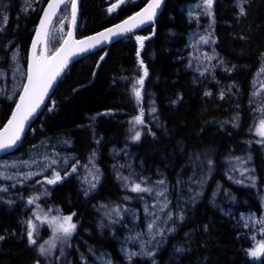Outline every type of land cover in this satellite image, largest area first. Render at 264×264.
<instances>
[{"label":"trees","instance_id":"16d2710c","mask_svg":"<svg viewBox=\"0 0 264 264\" xmlns=\"http://www.w3.org/2000/svg\"><path fill=\"white\" fill-rule=\"evenodd\" d=\"M192 1L166 0L153 26L68 69L15 154L32 150L44 138L66 135L84 164L92 151H100L103 180L89 197L73 173L55 185L37 184L43 181L41 177L24 183L0 180V185L9 187L8 193H0V236H4L0 264H83L93 248L104 250L114 264H149L146 257L129 259L123 254L122 238L130 216L150 196L144 194L141 201L124 186L122 177L137 182L164 179L175 200H184L175 207L183 219L175 222L155 264H264V254L259 259L246 255L252 241L241 219L242 214L260 218L264 213V143L255 134L262 113L254 111L264 103V82H256L264 62V0H213L211 18L201 14L190 19L186 4ZM146 2L81 0L77 38L123 21ZM46 4L47 0H41L27 9L21 0H0L1 72L9 64L6 49L10 42L20 46L26 64ZM114 4L118 7L109 12ZM238 4L245 9L244 15H239ZM70 17L68 0L50 28L54 33L48 42L50 55L62 42L59 29L63 27V35L67 34ZM208 23L215 40L212 47L231 71L215 68L212 74L201 76L188 65V35ZM136 36L148 37L142 47ZM138 47L139 59L148 71L139 103L132 94L141 74ZM14 107V101L0 99V127ZM141 108L144 124L136 130L142 134L133 141L129 121ZM115 148L121 152L119 158L113 155ZM251 177H255L254 184ZM13 183L15 187L10 186ZM42 191L46 194L40 195ZM31 195L40 196L36 204L41 214L49 208L60 209L61 215L75 213L71 238L64 244L56 240L51 255L38 254L39 245L52 236L47 224L36 220L40 227L37 244L27 242L25 221H35L36 204H27ZM113 209H119V217Z\"/></svg>","mask_w":264,"mask_h":264},{"label":"snow or ice","instance_id":"6c2138e0","mask_svg":"<svg viewBox=\"0 0 264 264\" xmlns=\"http://www.w3.org/2000/svg\"><path fill=\"white\" fill-rule=\"evenodd\" d=\"M67 0H47V7L43 9V14L39 17V23L35 27V35L32 38L31 49L28 52L26 57L27 60V70L24 78V82L22 84V90L18 93V99L14 101L15 107L11 111L10 117H8L7 122L3 124V127H0V152H8L11 149H14L19 141H21L22 135L26 130V125L29 124V120L33 117L37 110L40 108L41 104L44 103L45 97L49 95V90L54 86V83L57 81V78L61 76V73L67 67L70 59L73 56L79 55L80 53H85L88 50L95 48L97 45L110 40L113 37L124 36L127 33L133 32L134 29L139 27L142 24H145L148 21H152L157 14V9L160 7L162 0H147L144 6L133 15L127 17L118 24L110 28H106L102 32H98L93 36H87L83 39L76 40L73 38V25L76 21V0H70L71 3V21L67 25V34L63 35V27L59 29L61 34L62 42L60 47L55 50L51 55L48 54L47 43L51 38H54V33L50 30V25L52 24V18L56 15V10L61 6V4H65ZM120 3H123L124 0H119ZM212 5L213 0H202V7L204 10V14H206L209 18L212 17ZM118 4H114L111 8L108 9L109 12H112ZM200 7V5H197ZM240 8L239 15L245 14V9L238 4ZM191 15V13H190ZM7 17L3 18V22L6 23ZM63 25V21H61ZM0 31H3V27H0ZM212 34L208 33L207 35H201L199 40L196 42L197 44H209L215 43V40L211 38ZM243 38V37H241ZM148 37L144 36H136L135 40L137 44L142 47L143 41L147 40ZM137 60L140 66L141 74L138 79L134 81V86L132 88V94L134 95L137 103L141 100V90L144 86L145 77L148 75L147 68L144 66L142 60L139 59L140 56V48H137ZM204 58L206 60H211L214 57L209 56L207 53L204 54ZM15 59V56L13 57ZM101 60L103 57L100 58ZM195 59L199 60V57H195ZM200 71V69H197ZM227 71H231V69H226ZM15 71H19V69H14ZM210 70L205 67L203 71H200V75L203 76L205 72H209ZM260 72H264V66L260 68ZM2 75V73H0ZM264 87V85H262ZM204 95H210L209 92H205ZM257 95V93H253V96ZM224 93L221 92L220 98L223 99ZM9 99L12 97L9 96ZM55 102H53V105ZM52 108H49L51 111ZM152 112H155L156 109L152 108ZM254 111H260L262 113V117L259 120L258 124L255 127V134L261 137L259 143H264V103L258 105ZM144 111L141 108L139 113L135 115L132 120L129 121L131 125L130 131H134V134L131 135V139L133 141H138L141 138V131L136 130L137 125H143L144 120ZM235 126V125H234ZM151 134V132H149ZM37 146H33L35 149ZM93 155H95L93 153ZM39 157V159H37ZM239 159V158H237ZM59 162V155L54 154L53 156H49L44 152H36L35 156H30L27 160H16L11 164L8 161H4L0 163V180L5 181H15V183H24L27 180L31 179L33 176L43 175V181L37 180V184L43 185H55L60 182L62 179L67 177L70 172L74 173L77 170V165L79 164V160L75 163H72L70 169H65L63 176L57 168ZM63 164L66 166L69 161L67 158L63 159ZM91 162V161H89ZM209 168L212 166V161H208ZM23 166L25 168L30 169L27 172L20 173L19 167ZM35 166L39 169V171L31 170ZM94 167V165H93ZM9 168H16L17 172L15 175L9 174ZM87 168V165H85ZM51 172V176L47 175V172ZM99 170L96 169V172ZM94 179H98V176H94ZM124 181V186L132 193L137 194L138 198L141 201H144L145 195L152 197L156 203L151 205V208L154 211H150L147 204H145V215L147 217H151L147 219L146 233H136L134 237H128L127 239H138L144 235L149 237L148 240H140V251L139 252H127L126 254L129 259L133 256L137 255H145L151 256L153 253L151 251H146V245L150 244L152 240L155 239L157 235H163L165 229L162 227L163 224H167L169 221L173 219V212L169 209L170 199L168 196V187L167 182L164 179H159L155 182L150 181L147 178H141L139 182L131 179V177H122ZM191 179V178H190ZM253 184L255 183V177H251ZM239 183L240 181H236ZM15 183L11 184V187H15ZM95 184H90V188H94ZM191 191V189H189ZM9 187L0 185V193H8ZM46 191H42L40 195H45ZM87 191H85V195H87ZM40 198L39 195H31L27 198V204L33 205L36 204V201ZM161 198H163L161 200ZM125 199H129V197H125ZM11 203V201H8ZM40 206L36 204V208L32 212V217L35 220L39 221L41 224H47L49 229L52 232V236L45 240L44 243L39 245L38 254L40 256L51 255L53 249L56 248V240H59L61 244L66 243L72 236L76 224L72 222V218L75 213L70 215H61L60 209H52L49 208L47 212L39 211ZM165 209H169L163 218H161L157 213L164 212ZM115 211L116 216H120L119 209H113ZM127 211V209H125ZM55 212V215H50V213ZM134 215V214H133ZM177 219H183L182 213L179 214ZM244 220V227H249V221L252 224L257 223V221L253 220L252 216L247 218L241 217ZM27 225V242L29 245L37 244L36 236L39 234V227L34 224L33 219L29 218L25 221ZM258 223L261 225V232L264 233V215H261ZM168 232L173 231L172 228L167 229ZM4 236H0V240H3ZM252 247L246 249V255L250 258H258L262 254H264V239L259 241H255L253 237ZM47 245V247H45ZM178 251H180L178 249ZM61 255H63V248H61ZM83 259V258H82ZM106 264H111L110 261L106 262Z\"/></svg>","mask_w":264,"mask_h":264},{"label":"rangeland","instance_id":"374dc122","mask_svg":"<svg viewBox=\"0 0 264 264\" xmlns=\"http://www.w3.org/2000/svg\"><path fill=\"white\" fill-rule=\"evenodd\" d=\"M41 0H21V6L23 8H31L36 6V4L40 3ZM187 5V13L190 19L193 18H199L202 14V16H207L204 14V10L202 7V0H193L192 2L186 4ZM197 5H200V7H197ZM212 10V9H211ZM191 13V15H190ZM208 17V16H207ZM208 33H211V24H205L202 28L196 29L192 31L188 35V47L191 49V54L189 57V67L193 69L196 73L200 74V71H203L205 67H207L210 71L205 72L204 75L212 74L215 70V68L223 69L226 70L223 59L220 57V55L214 50L212 47L213 43H209L207 45L205 44H197L196 42L199 40V37L201 35H207ZM56 41H61L57 40ZM8 48L6 50L9 51V64L5 67L4 71H0L2 75H0V97H5L8 101H15L16 98L18 97V93L22 90V84L24 82L25 74H26V64L24 60V55L21 51L20 46L17 44H14V42H10L9 45L7 46ZM207 53L209 56L214 57L213 59L206 60L204 58V54ZM15 56V59L13 57ZM195 57H199V60L195 59ZM264 66V62L262 64ZM261 66V67H262ZM19 69V71H15L14 69ZM200 69L198 71L197 69ZM256 82L257 83H263L264 82V72L258 71L256 74ZM11 96L12 98L9 99L8 97ZM68 136H56V137H47L41 140V142L36 145L37 147L35 149H32L26 153H17V154H10L6 155L0 158V163H3L4 161H8L9 164H11L13 161L16 160H27L29 159L30 156H35L36 152H44L47 153L49 156H53L54 154L59 155V162H58V170L60 171L62 175V171L70 169L72 163H75L79 158H77L76 155H74L71 149H67L66 147L73 146V141L67 139ZM100 140L97 142L99 143ZM116 158H119L121 155V152L118 151L117 148L114 149ZM93 153L95 155H93ZM99 154L100 151L94 150L92 153L88 156L87 160L85 161V164L82 163L79 160V164L77 165V170L73 174L77 176V179H81L83 184L85 183L86 186H83V189H90V190H95L99 183L103 180V171L102 168L99 164ZM61 156V157H60ZM67 158L69 163L65 166L63 164V159ZM39 159V157H37ZM91 161V162H89ZM85 165H87V168H85ZM94 165V167H93ZM61 168V169H59ZM96 169L99 171L96 172ZM30 169L25 168L23 166L19 167V172L22 174L24 172L29 171ZM33 171H39L38 168L33 166L31 169ZM9 174L15 175L17 172L16 168H9L8 170ZM72 172H70L71 174ZM69 174V175H70ZM48 176H51V172H47ZM63 176V175H62ZM94 176H98V179H94ZM44 177L43 175H38V176H33L31 179L27 181H35L38 178ZM43 180V179H42ZM63 180V179H62ZM61 180V181H62ZM3 182H6L5 180H1ZM60 181V182H61ZM59 183V182H58ZM94 183L95 187L90 188V184ZM168 187V186H167ZM168 196L170 199V205L169 209L173 212V219L169 221L167 224H163L162 227L165 229L163 235H157L155 236V239L152 240L150 244L146 245L145 250L146 251H151L153 254L151 256H145V255H137L139 257H146L149 260V264H155L156 263V254L157 252L161 249V247L164 245V241L166 237L171 234L174 229L176 228V221H180L181 219H177L176 217L181 214L182 212L180 210H176L181 203L184 200H175V197L173 195V192L169 189L168 187ZM163 198H161L162 200ZM153 203H156V201L150 197L145 203L142 204V209L137 210L134 209L135 211L132 212V215L130 216V223L126 226V232L125 235L122 238V249H123V254L124 256H127V252H139L140 251V240H148L149 237L147 235H144L138 239L132 240V239H127L128 237H134L136 236V233H146V223L147 219H150L151 217H147L145 215V204L148 205L150 211H154V209L151 208V205ZM178 206V207H177ZM177 207V208H175ZM181 208V207H180ZM165 209L164 212H159L157 213L161 218L164 217L165 213L169 210ZM134 214V215H133ZM264 215V213L262 214ZM249 217L252 216L253 220L257 221V223L252 224L251 221H249V227H245L247 230H249V235L250 239L252 241V244L254 242L253 237L255 238V241H259L261 239H264V233L261 232V225L258 223L259 219L256 214L253 213H247V214H242L241 217ZM243 223L244 220L242 219ZM34 224H36L39 227L38 222L35 220ZM172 228L173 231L168 232L167 229ZM40 229V227H39ZM126 250V251H125ZM88 255L90 257L85 258L83 260V264H106V262L110 261L111 264H114V262L110 259V257L107 255V253L104 250H99L96 248L90 249ZM263 255V254H262ZM261 255V256H262ZM133 256V257H137ZM260 256V257H261ZM254 258V259H259Z\"/></svg>","mask_w":264,"mask_h":264},{"label":"water","instance_id":"95a60500","mask_svg":"<svg viewBox=\"0 0 264 264\" xmlns=\"http://www.w3.org/2000/svg\"><path fill=\"white\" fill-rule=\"evenodd\" d=\"M80 2H81V0H76V21H75V24L73 25V38L76 39V40H80V39L77 38V31H78V25H79ZM165 2H166V0H162V3H161V5H160V7L157 9V14H156V16L154 17V19H153L152 21H148V22H146L145 24L140 25L139 27H137L136 29H134L133 32H131V33H127V34H125L124 36L113 37V38H111L110 40H108V41H106V42H103V43L97 45L95 48H92V49L88 50V51L85 52V53H80L79 55L73 56V57L70 59V61H69L68 65H67V67L65 68V70L61 73V76L57 78V81L54 83V86L49 90V95L45 97V101H44V103L41 104L40 108L37 110V113H36L33 117L30 118V120H29V124L26 125V130H25L24 134L22 135L21 141H19V142L17 143V145L15 146L14 149H11V150H9V151L6 152V153H5V152H0V157L5 156V155L10 154V153H13V152H15L16 150H18V148L20 147V145H21V143H22V141H23V139H24V137H25V135H26V133H27L29 127H30V124H31V123H32V122H33V121H34V120H35V119H36V118H37V117L43 112V110H44L46 104H47L48 101L50 100V98H51L53 92L55 91V89H56V87H57V85L59 84V82L61 81V79L63 78V76L66 74V72L68 71V69H69V68H70L75 62H77L78 60H81V59H83V58H85V57H87V56H89V55H91V54H93V53H98V52H100V51H102V50L108 48V47L111 46L113 43L118 42V41H120V40H122V39H124V38H126V37H128V36H130V35H132V34H134V33H137V32H139V31H142V30H144V29H147V28L153 26V25L155 24V22L157 21L159 15L162 13V11H163V9H164ZM62 5H63V4H61V6L56 10V14L58 13V11H59L60 8L62 7ZM46 7H47V4L45 5L44 8H46ZM42 14H43V11H42ZM42 14H41V15H42ZM55 16H56V15H55ZM55 16L52 18V23H53V20H54ZM71 19H72V17H71ZM126 19H127V18H126ZM119 23H120V22H119ZM117 24H118V23H117ZM51 25H52V24H51ZM51 25H50V27H51ZM113 26H114V25H113ZM111 27H112V26H111ZM108 28H110V27H108ZM104 30H105V29H104ZM104 30H101V31H99V32H102V31H104ZM97 33H98V32H97ZM95 34H96V33H94V34H92V35H89V36H93V35H95ZM34 35H35V33H34ZM33 37H34V36H33ZM86 37H87V36H86ZM81 39H83V38H81ZM31 43H32V42H31ZM47 45H48V43H47ZM30 49H31V46H30ZM30 49H29V51H30ZM47 49H48V48H47ZM26 65H27V64H26Z\"/></svg>","mask_w":264,"mask_h":264},{"label":"bare ground","instance_id":"6f19581e","mask_svg":"<svg viewBox=\"0 0 264 264\" xmlns=\"http://www.w3.org/2000/svg\"><path fill=\"white\" fill-rule=\"evenodd\" d=\"M50 28H51V27H50ZM2 97H3V96H2ZM30 126H31V124H30ZM29 129H30V127H29ZM29 129H28V130H29ZM67 139H68V138H67ZM69 140H70V139H69ZM70 147H71V146H70ZM70 147H66V148H68V149H69Z\"/></svg>","mask_w":264,"mask_h":264}]
</instances>
